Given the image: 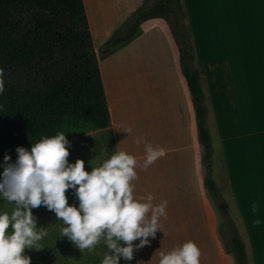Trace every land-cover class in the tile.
Masks as SVG:
<instances>
[{
	"label": "crops",
	"instance_id": "crops-1",
	"mask_svg": "<svg viewBox=\"0 0 264 264\" xmlns=\"http://www.w3.org/2000/svg\"><path fill=\"white\" fill-rule=\"evenodd\" d=\"M83 1L99 57L112 119V126L107 131L112 134L115 151H125L137 159V178L132 181L136 197H147L151 193L154 205L167 201V215L160 218L155 238L150 237L149 245L134 250L135 264H159L160 251L169 252L189 240L195 242L200 249V264H233L226 260V252L208 211L207 191L203 185L201 170L203 153L196 141L187 84L185 85L178 71L172 52L169 53L172 61L168 67L166 62L146 61L144 58L145 52L155 56L162 38L166 42L162 44L166 46L161 47L162 52H167V48L171 50L170 44L159 34L160 29L155 28L131 44L118 47L112 54L100 57L105 43L144 6L146 0ZM248 1L251 2V15L255 25L263 24L264 0ZM182 3L192 30L201 71L200 57L203 50L206 53L205 61L207 60L205 68L208 67V36L221 33V24L224 23L218 19L216 28L208 26V0H182ZM217 18L221 17L217 15ZM223 27L226 31L227 27ZM170 72L176 83L173 89L167 87L166 83L170 79L167 77ZM158 83L161 86L166 83V86H162L160 95L155 87ZM202 83L208 104L207 73L202 76ZM226 106L228 110L241 109L240 104L233 108L230 104ZM127 128L132 129L131 135L124 132ZM136 136H142L153 147L163 149V155L146 169L143 167L144 144L137 145L134 142ZM225 147L227 163L229 160L234 166L231 168L230 162L228 163L229 185L243 218L246 231H242L244 236L248 235L247 244H250L253 264H264V216L261 214L264 213V200L259 196L261 192L264 193V188L261 190L255 187L258 175L245 172L242 166L240 168L243 162L238 161L239 148L234 159L233 153L232 156L229 155L228 148L226 145ZM253 203L257 205L255 213L252 211ZM256 218L261 219V225H253ZM138 243L139 240L133 241L134 245Z\"/></svg>",
	"mask_w": 264,
	"mask_h": 264
},
{
	"label": "trees",
	"instance_id": "trees-1",
	"mask_svg": "<svg viewBox=\"0 0 264 264\" xmlns=\"http://www.w3.org/2000/svg\"><path fill=\"white\" fill-rule=\"evenodd\" d=\"M143 7L105 43L102 58L132 43L144 22L153 18L167 21L168 15H175L173 33L191 94L190 111L209 170L205 185L228 216L229 206L212 177L213 147L207 125L210 107L182 1L160 0L152 8ZM0 79L4 82L0 159L5 154L17 155L18 146L30 150L31 143L58 131L71 140L112 126L83 0H0ZM227 224L238 264H248L245 242L233 220Z\"/></svg>",
	"mask_w": 264,
	"mask_h": 264
},
{
	"label": "rangeland",
	"instance_id": "rangeland-1",
	"mask_svg": "<svg viewBox=\"0 0 264 264\" xmlns=\"http://www.w3.org/2000/svg\"><path fill=\"white\" fill-rule=\"evenodd\" d=\"M158 4H160V0H147L143 8L149 9ZM250 5L251 2L248 0H223L222 3L221 0L218 3L217 0H208V26L212 29L216 28L218 19L224 24H221V33L208 36L207 69L205 68L207 62V60L205 61V50L202 51L200 57L202 76L208 74L210 115L207 125L211 133L213 147L212 177L221 197L229 206L230 213L228 216L222 213L218 200L205 185V178L209 170L204 149L197 138V130H195L197 144L203 153V155L201 154V170L203 185L207 191L208 211L214 229L226 252V260L233 264H238V262L234 254L233 235L227 224L228 220H233L240 238L247 245L248 264H253V260L250 244H247L248 235H246L247 237L244 236L242 231L245 229L243 218L239 213L235 196L229 185L230 167L228 163L230 161L228 160L227 163L225 145L229 155L232 156L233 153L234 159L237 156V148H239L240 159L238 161L243 162L240 164V168L242 166L245 172L258 175V179L254 182L255 187L261 190L264 188V23L255 25ZM217 15L221 18H217ZM174 21V14L168 15L167 21L160 18L150 19L140 26L139 36L135 40L155 28L160 29L162 33H156L166 38L171 50L167 48V52L161 51V47H166L162 45L166 44L162 38L155 56L145 52L144 58L146 61L148 59L166 62L168 67L172 61V55L169 53L172 52L178 71L186 85L179 59L178 38L173 33ZM223 26L227 27L226 31H224ZM100 57H102L101 53ZM167 77H170L166 81L167 87L173 89L176 83L171 72L167 74ZM166 83H163L162 86H166ZM162 86L161 83L156 84L158 93L163 89ZM189 96L190 102L191 94ZM228 104L232 108L236 104H240L241 109L228 110L226 106ZM69 142L71 145L69 162L74 163L77 159H82L85 162V170L89 172L91 165L93 167L98 166L110 154L116 152L112 134L107 130L74 138ZM11 158L12 161H15L17 155L11 156ZM3 159H0V164L3 163ZM230 164L231 168H234L233 163L230 162ZM2 171L3 168L0 167V172ZM66 196L70 205H78V201L71 190L66 191ZM259 196L264 200L263 192ZM13 207L14 205L7 201H0V208L9 213ZM33 214L37 217V228H44L46 235L37 242L34 249H25L24 254L31 257V264H100L104 254L109 251L103 240L93 250L78 249L67 237H62L63 221L58 220L55 213L44 206L33 209ZM261 214L264 216V213ZM121 245L125 246L124 242H121ZM120 264H135L134 253L131 262L121 259Z\"/></svg>",
	"mask_w": 264,
	"mask_h": 264
},
{
	"label": "clouds",
	"instance_id": "clouds-1",
	"mask_svg": "<svg viewBox=\"0 0 264 264\" xmlns=\"http://www.w3.org/2000/svg\"><path fill=\"white\" fill-rule=\"evenodd\" d=\"M4 82L0 79V95ZM0 104V109H3ZM132 134V129H125ZM128 135V136H129ZM144 144L143 167L146 169L163 155L144 137H134ZM69 140L65 132L42 136L28 148L18 146L17 158L12 161L5 154L0 167V201L14 205L11 213L0 208V264H31L25 249H34L46 235L37 228L33 209L44 206L63 221L62 237L80 249L93 250L103 240L109 249L100 264H120L121 259L131 262L134 250L150 244L155 238L161 217H166L167 201L153 204L147 197L134 195L137 178V159L125 151H116L98 166L85 170V162H69ZM71 190L77 204H69L66 191ZM252 211H257L253 203ZM260 218L253 220L261 225ZM11 228V231H9ZM139 240L138 244L133 241ZM124 242L125 246L121 245ZM159 264H200L201 252L189 240L169 252L160 251Z\"/></svg>",
	"mask_w": 264,
	"mask_h": 264
}]
</instances>
